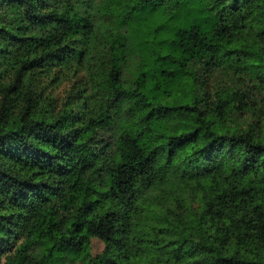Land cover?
I'll return each instance as SVG.
<instances>
[{"label":"clouds","instance_id":"clouds-1","mask_svg":"<svg viewBox=\"0 0 264 264\" xmlns=\"http://www.w3.org/2000/svg\"><path fill=\"white\" fill-rule=\"evenodd\" d=\"M0 264H264V0H0Z\"/></svg>","mask_w":264,"mask_h":264}]
</instances>
